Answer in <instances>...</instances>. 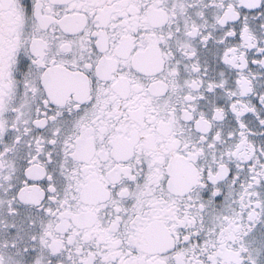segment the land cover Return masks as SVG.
I'll return each instance as SVG.
<instances>
[{
	"label": "snow or ice",
	"instance_id": "snow-or-ice-1",
	"mask_svg": "<svg viewBox=\"0 0 264 264\" xmlns=\"http://www.w3.org/2000/svg\"><path fill=\"white\" fill-rule=\"evenodd\" d=\"M0 264H264V0H0Z\"/></svg>",
	"mask_w": 264,
	"mask_h": 264
}]
</instances>
